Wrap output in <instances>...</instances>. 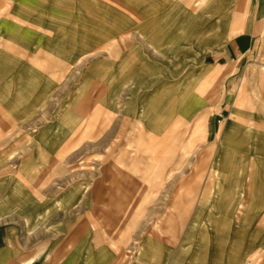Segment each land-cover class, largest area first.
<instances>
[{
	"label": "crops",
	"instance_id": "1",
	"mask_svg": "<svg viewBox=\"0 0 264 264\" xmlns=\"http://www.w3.org/2000/svg\"><path fill=\"white\" fill-rule=\"evenodd\" d=\"M109 1L118 4L121 0H0V264H120L124 241L119 242L116 235L105 237L94 226L98 222L96 217L50 216L48 210L38 209L41 206L30 195L35 191L32 182L43 170L41 162L67 144L84 119L83 109L75 112L65 101L56 104L54 110L47 109L46 102L53 101L55 96V87L49 85L66 78L68 73L61 74L59 69L69 63L71 56L79 62L85 53L80 51L87 46L86 33L114 31L115 27L103 28L106 16L117 11ZM208 1L212 0H194L196 8L190 16L196 17ZM123 2L130 7L132 17L140 18L136 20L138 24H127L122 31H141L149 26L144 8L148 2L140 8ZM191 3L160 0L156 6L168 5V18L175 16L172 6L191 9ZM228 7L227 4L223 11ZM234 9L233 33L229 28L221 30L224 59L209 69L212 82L221 78L223 82L217 90L208 128L209 139L212 134H219L218 154H228L227 162L232 166L236 148L230 142V148L224 151L222 140L224 134L236 129L232 136L233 139L237 134L239 146L235 177L240 182L237 193L242 197L236 203L233 196L222 201L227 207L235 204L237 210L244 203L242 220L235 211L229 216V208L223 210L218 201L210 200L202 206L197 198L183 202L176 199L175 208L189 210H180L181 215L174 218L176 228L168 238L161 233L140 237L135 264H264V114L254 119V95H262L264 104V60L259 58L262 52L257 55L262 46L264 50V0H235ZM205 11L212 20L213 11ZM180 23V19L176 22L174 18L171 27ZM169 25L164 23L158 37L153 36L154 40L148 39V43L157 48L166 46L162 38H166ZM206 26H212L211 22ZM213 35L211 27L209 32L205 29L206 42L213 40ZM170 45L169 40L167 46ZM185 46L194 51L198 45L190 41ZM138 55L137 48L133 49L132 56ZM49 66L58 69L47 71ZM227 107L228 116L221 120L217 132L213 131V117H220ZM251 119L255 125L247 131ZM255 136L261 137L260 144ZM23 144L29 145V151H21ZM220 167H212L211 173H206L199 198L208 185L213 187ZM231 169L228 174H233ZM244 178L248 184L242 182ZM75 196V191L67 193L58 200V207L65 209L76 202L85 205ZM220 227L225 228L224 232L218 231ZM130 244L127 246L133 247ZM252 256L259 258L251 261ZM124 261L127 262V256Z\"/></svg>",
	"mask_w": 264,
	"mask_h": 264
},
{
	"label": "rangeland",
	"instance_id": "2",
	"mask_svg": "<svg viewBox=\"0 0 264 264\" xmlns=\"http://www.w3.org/2000/svg\"><path fill=\"white\" fill-rule=\"evenodd\" d=\"M123 1L108 2L117 11L106 16L107 24L103 28L115 27L114 31L86 33L87 46L80 51L86 54L80 56L79 62L76 56H71L69 63L59 69L61 74L68 73L66 78L49 85L55 87V96L53 101L46 102L47 109L54 110L56 104L65 101L75 112L83 109L84 119L70 141L53 151L50 159L41 162L43 170L32 182L35 191L30 195L41 206L38 209L48 210L50 216L96 217L98 222L94 226L105 237L116 235L119 242L124 241L120 264H135L140 237L161 233L168 238L176 228L174 218L181 215L180 210H189L175 208L174 200L197 198L202 206L210 200L218 201L223 210L229 208V216L235 211L239 220L245 206L242 202L243 207L238 211L235 204L227 207L222 201L233 196L236 203L242 197L237 193L240 182L235 177L239 146L237 134L233 139L232 136L236 129L224 134L222 140L224 151L230 148V142L236 148L232 166L227 162L228 154H218L219 134L216 137L212 134L209 139L208 128L217 90L223 82V78L212 82L209 76L216 67L214 63L224 59L222 28H229L233 33L235 0L208 1L196 17L190 16L196 8L194 0H188L192 1L191 9L185 5L172 6L175 16L168 18L165 17L168 5L156 6L160 0H126L136 8L148 2L144 8L149 26L141 31H122L127 24H138L136 20L140 18L132 17L130 7ZM227 4L228 9L223 11ZM205 10L213 11L212 20ZM174 18L181 23L171 27ZM210 22L212 26H206ZM164 23L171 27L166 38H162L166 46H151L147 40L158 37ZM210 27L213 40L206 42L205 29L209 32ZM124 36L130 38L125 40ZM169 40L173 46H167ZM190 41L198 45L194 51L190 46L183 47ZM93 42H96L94 47ZM135 48L139 55L134 58ZM257 55L264 60L263 46ZM53 69L58 68L49 66L47 71ZM211 89L215 92L208 93ZM254 97L257 100L254 119L258 120L264 114V104H261L262 95ZM228 110L229 107L220 117H213V131L217 132ZM253 122L251 119L247 131L253 128ZM255 139L260 144L261 137L255 136ZM28 147L23 144L21 151H29ZM212 167H220L219 175L214 177L213 187L210 189L208 185L199 198L206 173L210 174ZM229 167L233 174L227 173ZM247 179L242 182L248 184ZM74 191L75 199L85 201V205L76 202L75 206L71 204L65 209L58 207V200ZM222 229L224 232V227L218 231ZM258 258L252 256L251 261Z\"/></svg>",
	"mask_w": 264,
	"mask_h": 264
},
{
	"label": "built area",
	"instance_id": "3",
	"mask_svg": "<svg viewBox=\"0 0 264 264\" xmlns=\"http://www.w3.org/2000/svg\"><path fill=\"white\" fill-rule=\"evenodd\" d=\"M129 252L131 253L132 251H131V250H129V251H128V253H129ZM135 252H136V251H135ZM132 253L134 254V252H132Z\"/></svg>",
	"mask_w": 264,
	"mask_h": 264
}]
</instances>
